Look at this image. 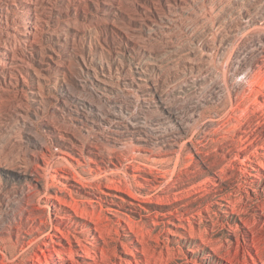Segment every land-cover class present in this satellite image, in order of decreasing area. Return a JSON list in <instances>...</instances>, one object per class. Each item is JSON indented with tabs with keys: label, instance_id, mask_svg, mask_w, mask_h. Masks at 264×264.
Here are the masks:
<instances>
[{
	"label": "rangeland",
	"instance_id": "374dc122",
	"mask_svg": "<svg viewBox=\"0 0 264 264\" xmlns=\"http://www.w3.org/2000/svg\"><path fill=\"white\" fill-rule=\"evenodd\" d=\"M31 2L32 41L0 17V264H264V0ZM136 66L157 88L129 97ZM61 135L173 173L120 190L73 162L94 185L55 172L69 205L33 179Z\"/></svg>",
	"mask_w": 264,
	"mask_h": 264
},
{
	"label": "bare ground",
	"instance_id": "6f19581e",
	"mask_svg": "<svg viewBox=\"0 0 264 264\" xmlns=\"http://www.w3.org/2000/svg\"><path fill=\"white\" fill-rule=\"evenodd\" d=\"M116 1L117 0H103V3L106 6L109 5L111 7V5L116 3ZM33 5L34 4L31 2V0H0V17L9 18L11 16V20H13V24L8 25L7 27L8 38H12V36H14L16 39V37H19L23 42L26 43L32 41L34 37H36V34L38 33L39 22L41 20L38 16H36V13H34L35 8ZM102 9L105 10V6H103ZM254 22H255V18L250 17L248 22L246 21L245 23H247L246 25H251ZM211 55L212 54L210 52V48H205L204 50L201 51L200 58L207 59L210 58ZM16 56L17 55H15V57ZM13 57L8 48V45L6 46L5 43L3 44L2 42H0V65L1 66L8 65V63H10L9 61L12 60ZM50 58H53V56L50 55ZM145 71L143 67L136 66L132 78L130 79L128 78L126 90L130 94L129 97L143 92L144 89L148 90V92L146 93H150L151 90L153 91L155 88H157V87L154 88L155 83L153 84L152 83L153 81L152 82L150 81L148 76L145 74ZM27 72H29V70H27ZM89 74H92L94 76V81L97 82L99 86L101 85L104 86V89H107L109 85H112L110 84V80H109V78H111V74H109V72L106 71L104 66H101L100 69H96V68L93 69V72H90ZM90 82L93 83V80H91ZM136 97L137 96H135V98ZM147 98H145V100H147ZM142 99H140V101ZM137 100H139V98ZM168 112L172 114V111H168ZM58 137L60 139V141H58L59 147L56 146V148L52 150H50L51 148L48 149L49 151H51L50 154L44 153L45 154L43 158L44 164L38 165V168L36 169L37 170L36 173L33 174V179L37 182L42 183V185L44 186L43 193H45L46 195H50V197L58 198L62 202L64 201L59 196V193H61L60 191L62 190L60 191L56 190L54 195L49 190L51 187H53L51 181H56L57 176L55 175V172L60 173V175L69 178L73 176L75 180H77L80 184H83L85 186H93L94 183L92 185V181L93 182L95 180L99 181V179L105 178L107 179L108 182H111L109 183V187H113L120 190L124 188L122 186V184L124 185V182L119 181L120 184L119 183L117 184L115 180L109 178L108 175L110 174L116 175L120 171H125V174L129 178L130 177L133 178L134 183L135 182L138 183L137 178H142L145 180L146 182L145 184L151 186L152 182H155L160 178H169L170 176L168 175V173H173V171L171 170H165V171L162 170V168L159 166L160 162L157 161L155 158H151L150 156H147L145 154L138 156L139 154L138 155L136 154L137 149H135V151H130L129 155H125L124 151H120V150L118 151L119 146L116 143L108 142V145L106 146L103 145V148H101L102 146L100 147L96 143H92V142L84 143V141L79 142L74 140L69 141L67 140L68 138L62 135ZM61 141L63 143L68 141L70 144L63 145L60 144ZM142 141L143 138H138V143ZM53 145H55V143ZM122 145H125L124 147L129 146V144H122ZM131 145L134 146V148L138 147V149H142L140 147L143 146L136 144L135 142L130 144V146ZM51 146L52 145H50V147ZM69 157L72 160H70ZM139 158L145 159L146 163L139 162L138 160ZM73 162L74 163L76 162L78 166L85 167V165H88L89 168H87L88 169L87 171H90L93 180L90 181L89 180L90 178L88 177L86 178L84 176L85 173L83 174L82 171L75 168L76 166H74ZM92 165H94V167ZM50 169L52 170L50 171ZM128 169L132 170L134 173L129 174V172L127 171ZM69 170L71 171L72 175L69 174ZM84 171L86 170L84 169ZM146 175H150V178L146 177ZM215 176L217 178L215 180H218L221 183L223 178L221 171L215 173ZM28 185H29L28 191L30 192L29 193L30 195L34 194V191L36 193L39 192L38 190H35V188L31 186L30 183ZM99 187L101 186L99 185ZM70 197L74 203L77 202L73 194ZM64 203H67L69 205L72 204V202L70 201H65Z\"/></svg>",
	"mask_w": 264,
	"mask_h": 264
}]
</instances>
